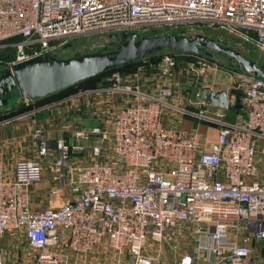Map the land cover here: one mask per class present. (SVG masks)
I'll list each match as a JSON object with an SVG mask.
<instances>
[{"label": "built area", "instance_id": "obj_1", "mask_svg": "<svg viewBox=\"0 0 264 264\" xmlns=\"http://www.w3.org/2000/svg\"><path fill=\"white\" fill-rule=\"evenodd\" d=\"M186 24L220 26L264 52V0H0V50L10 49L0 64L55 57L81 35ZM147 66L155 69L153 94L140 83ZM177 69L175 54L164 53L133 72L113 71L107 85L90 89L96 97L133 99L93 128L97 144L60 136L52 147L36 127L34 157L15 161L10 174L0 159V264L9 233L26 240L33 264H69L71 253L81 258L103 250L120 264H154L164 244L150 255V239L177 241L181 249L186 241L178 264L197 256L211 264H264V78L243 71V92L228 96V108L199 93V111L192 112L168 101L181 97L172 80ZM233 106L238 113L229 122ZM41 107L3 122L27 116L36 122ZM189 113L217 124V138L205 142L197 130H182ZM47 163L60 205L37 208L32 187Z\"/></svg>", "mask_w": 264, "mask_h": 264}, {"label": "crops", "instance_id": "obj_2", "mask_svg": "<svg viewBox=\"0 0 264 264\" xmlns=\"http://www.w3.org/2000/svg\"><path fill=\"white\" fill-rule=\"evenodd\" d=\"M145 74L140 79V83L143 85L142 91L153 94L156 91L154 67L147 66ZM172 80H174V76ZM203 80H205V86L210 87L214 92L226 90L228 96L232 94L229 87L217 88L211 82V79L207 80V78H203ZM90 89L92 88L81 89L63 99L39 105L42 107L35 113L36 122H33L32 118L27 116L21 119H14L9 123H0V159L3 161L8 174L12 172L15 161L35 156L36 144L33 139V132L36 127H42L44 129L52 147L56 146V140L60 136L65 137L68 141L76 138L88 145L97 144L100 142L101 137L98 134L91 133L93 128L99 126L107 114H112L121 106L133 100L132 96L122 93H116L112 96L102 95L96 97ZM200 91L201 88L197 91L196 98L194 99H190L191 96L183 94L184 96H175L168 101L173 104H186L190 111L198 112L199 108L195 106L194 102L199 98L198 94ZM237 113L236 108H229L226 111L225 119L233 122L237 117ZM186 117L195 119L192 129L197 130L205 142L213 141L217 138L220 129L217 124L200 119L198 116L190 113L182 118L180 124L181 129ZM66 124H72L73 128L66 129ZM78 131H86L88 136L77 138L76 132ZM48 163L44 170L43 179L32 187V203L37 208L42 205L47 206V204L52 206L60 205L57 197L53 194L48 195L47 192L53 182L51 164ZM22 238L21 234L18 235L15 233H9L5 236L3 241L5 264H33V257H25L28 254V247L27 244H24ZM188 247H182L181 249L177 241L167 242L166 246L164 245L159 252L160 256L163 254V264H178L181 255L188 251ZM98 258H100V255L80 258L74 253H71L69 264H103L102 260ZM156 264H159V262ZM193 264L211 263L204 257L197 256L194 258Z\"/></svg>", "mask_w": 264, "mask_h": 264}, {"label": "water", "instance_id": "obj_3", "mask_svg": "<svg viewBox=\"0 0 264 264\" xmlns=\"http://www.w3.org/2000/svg\"><path fill=\"white\" fill-rule=\"evenodd\" d=\"M204 48L218 50L237 62V67L248 74L264 78V66L258 65L243 53L222 45L215 39L198 34L193 38L186 35L159 34L140 36L136 32H124L122 44L111 53H90L69 59L57 57H35L6 68L0 75V111L8 107L6 94L16 90L21 97L34 101L51 93L59 92L79 81L102 74L110 69L144 60L154 51L177 50L198 53ZM202 99L221 108H228L226 90L214 92L210 87L201 88Z\"/></svg>", "mask_w": 264, "mask_h": 264}, {"label": "rangeland", "instance_id": "obj_4", "mask_svg": "<svg viewBox=\"0 0 264 264\" xmlns=\"http://www.w3.org/2000/svg\"><path fill=\"white\" fill-rule=\"evenodd\" d=\"M127 31L131 30L128 29ZM134 31L138 32V34L142 37L154 36L159 34H177L180 36L186 35L190 38H193L198 34L205 35L209 38L215 39L224 46L231 47L234 50L243 53L258 65L264 66L263 50L252 43L244 41L234 33H231L230 31L221 28L220 26L210 24H186L172 28H147L141 30L135 29ZM123 32L124 31L98 32L75 37L67 43V46L59 47L54 53V56L60 59H69L74 56L90 53L115 52L122 44ZM171 51L172 50L167 49L163 52ZM172 53L175 54L178 60V69L174 74V84L177 83V91L180 93V95L186 94L188 96H191L190 99L196 98V94L199 88L205 87V80H203V78H207V80L211 79V82H213L215 87L217 88L229 87L232 93L235 94H241V92H243V87H239V85L242 84L241 74L244 73V70L237 67V62L232 57L218 50L209 48H207L205 51H199L198 53H184L177 51H172ZM4 69H6L5 65L0 64V75ZM7 97L9 98V109L13 107L17 108V106L22 102L20 94L16 90L9 93ZM21 113L14 114L11 117L2 119L0 120V123H3V121L9 118L18 116ZM194 123L195 119L186 117L185 121H183L182 129L185 131L195 130L192 129L194 127ZM47 192L48 195H52L51 187ZM22 240L26 245V240L24 238H22ZM166 242H168V240L163 239L161 242L155 239L148 240L147 252L150 255H155L154 248L160 246L161 243L166 246ZM185 242L182 241V243L186 244L187 248L188 244L187 242ZM27 252L30 256L31 253L33 254L30 249ZM158 254L160 256V253ZM98 255H100V258L98 259H101L103 264H120L113 251L103 250ZM159 256L156 258L154 264L158 262L159 264H163V254L160 257ZM132 261L133 260L131 258H127L126 260V262Z\"/></svg>", "mask_w": 264, "mask_h": 264}, {"label": "trees", "instance_id": "obj_5", "mask_svg": "<svg viewBox=\"0 0 264 264\" xmlns=\"http://www.w3.org/2000/svg\"><path fill=\"white\" fill-rule=\"evenodd\" d=\"M16 39L19 38H14L9 40L8 42H12ZM68 45V44H67ZM7 51H10V49H7L5 52L0 50V58H6L10 53H8ZM172 51H177V50H172ZM172 51L170 53H172ZM177 52H181V51H177ZM164 53H169V52H163V51H154L152 53H149L146 57V59L148 61H156L158 60L162 54ZM12 55H13V51H12ZM144 60H136L130 64L127 65H123V66H119L113 69H110L102 74L87 78L85 80L79 81L59 92L56 93H51L45 97L39 98L37 100L34 101V103L31 104H27L24 102V100L22 99V102L20 105L17 106V108L13 107L11 109H9V105L8 107H2L1 111H0V120L8 118L13 116L14 114H18L27 110H30L33 106H38V105H42L48 102H52L55 100H59V99H63L71 94H74L78 91H80L81 89H85V88H95V87H99V86H104L107 85V76L112 73L113 71H121L123 73H130L133 72L134 70H136L137 66L142 63ZM9 95L6 94L5 97H7ZM238 106V105H237ZM237 106H233L231 107L232 109L236 108Z\"/></svg>", "mask_w": 264, "mask_h": 264}, {"label": "flooded vegetation", "instance_id": "obj_6", "mask_svg": "<svg viewBox=\"0 0 264 264\" xmlns=\"http://www.w3.org/2000/svg\"><path fill=\"white\" fill-rule=\"evenodd\" d=\"M207 48H204V49H202V50H200V51H205Z\"/></svg>", "mask_w": 264, "mask_h": 264}]
</instances>
